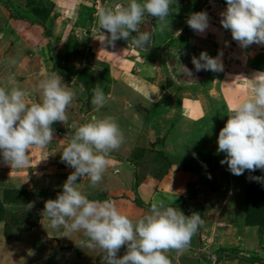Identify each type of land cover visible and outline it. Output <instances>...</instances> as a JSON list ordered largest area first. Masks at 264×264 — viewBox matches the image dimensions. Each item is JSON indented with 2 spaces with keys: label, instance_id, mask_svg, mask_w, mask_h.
Wrapping results in <instances>:
<instances>
[{
  "label": "rangeland",
  "instance_id": "obj_1",
  "mask_svg": "<svg viewBox=\"0 0 264 264\" xmlns=\"http://www.w3.org/2000/svg\"><path fill=\"white\" fill-rule=\"evenodd\" d=\"M63 1L0 0V87L21 88L31 104L42 99L39 83L55 74L74 93L67 120L53 123L46 146L30 147L27 165L11 167L0 158V264H103L101 249L81 247L83 230L54 229L43 210L74 171L60 152L75 129L105 116L118 123L123 141L107 155L98 184L78 178L83 194L111 200L133 222L156 201L185 215L198 212L203 223L188 246L165 252L171 264H264V180L252 179L264 171L234 175L220 163L226 154L217 151V137L228 119L220 106L195 117L178 103L200 100L209 77L219 75L196 72L191 60L201 48L158 35L152 17L138 26L151 33L146 47L108 44L97 12L115 1L79 0L69 10ZM204 1L190 3L199 9ZM213 1L216 11L223 2L226 7V0ZM182 65L191 78L181 74ZM141 79L153 85L150 96L137 89ZM97 85L107 97L99 109L91 102ZM125 251L121 247L117 255Z\"/></svg>",
  "mask_w": 264,
  "mask_h": 264
},
{
  "label": "clouds",
  "instance_id": "obj_2",
  "mask_svg": "<svg viewBox=\"0 0 264 264\" xmlns=\"http://www.w3.org/2000/svg\"><path fill=\"white\" fill-rule=\"evenodd\" d=\"M174 2L126 0L112 8H99L97 17L103 29V41L113 44L119 39H131L135 46L146 47L151 33L138 28L145 14L164 21ZM220 15L222 27L230 30L242 48L253 43L264 45V0H226V8ZM186 23L203 33L208 28V14L193 12ZM222 55L218 52L212 57L201 51L191 62L196 72L223 71ZM180 71L191 78L192 71L186 66L182 65ZM243 78L252 83V96L231 106L217 137V151L226 154L220 163L227 164L234 175H241L245 170L264 171V71ZM39 88L42 99L29 104L25 100L27 93L21 88L0 87V158L11 167L27 165L30 147L46 146L53 139V123L67 120L66 108L74 93L62 82L61 76H48L39 83ZM106 99L103 89L97 85L93 89L92 104L99 109ZM122 141L123 133L110 116L93 117L78 126L60 152L61 161L74 171L67 176L56 198L45 201L43 213L54 229L62 227L66 233L83 230L87 239L81 241V247L101 249L103 264H171L165 252L188 246L203 223L198 212L185 215L179 208L156 201L133 222L111 200H90L79 190L78 178L87 176L91 186L102 180L107 155ZM252 179L262 181L264 177ZM32 206L28 204L29 209ZM121 247L126 251L118 256Z\"/></svg>",
  "mask_w": 264,
  "mask_h": 264
},
{
  "label": "crops",
  "instance_id": "obj_3",
  "mask_svg": "<svg viewBox=\"0 0 264 264\" xmlns=\"http://www.w3.org/2000/svg\"><path fill=\"white\" fill-rule=\"evenodd\" d=\"M76 1L78 2L79 0H64L61 6L65 10H69L71 9L70 4H76ZM106 1L109 2V0ZM113 1H115L116 4H123L126 2V0ZM190 2L191 0H175V2L170 5V13L168 18H166L170 22L166 19L164 21H159L158 18L152 17L155 18V23L153 22L152 24L156 27V33L161 36L173 37L176 41H183L192 47L193 45L197 46L212 57H216L218 52H222L223 55L221 59L223 62V71L216 72L219 74H217L218 77L216 81L213 76L211 78L209 77L208 85H206L208 86L206 87V90H208L207 94L200 100L184 98L181 99V101L179 100L178 103L179 105L188 106V111L193 113L195 117H201L204 111L206 113V110H211L214 106H216V108L220 106L224 117H228L231 106L237 104L245 97L252 96V83L243 77L251 78L255 72L264 71V45L253 43L247 48H242L239 43L232 38L230 30L223 28L220 23L222 19L220 14L226 8L223 7L224 2L219 11H216L219 5L214 3L213 0H205V4L199 9ZM199 11H206L208 14V28L203 33L193 30L186 23L191 13ZM218 16L219 18H217ZM150 18L151 16L145 14L141 23H148ZM133 35H135V33H133ZM124 41L133 43L130 39L128 41L119 39L114 43L126 50L139 49V47L134 44L128 46L127 43H123ZM117 53H119V50ZM131 53L130 54L133 55L134 51H131ZM237 75L243 77H236ZM143 79H141L142 83L140 82V84L135 85L137 89L142 90L143 96H148L150 91H154L152 89L153 85L148 81L144 82ZM158 92L161 95V90H158ZM172 103L173 102L170 104ZM174 105H176V103ZM217 114H220V116L222 115L221 113ZM186 115L191 116L190 114ZM164 116L169 117V115Z\"/></svg>",
  "mask_w": 264,
  "mask_h": 264
}]
</instances>
